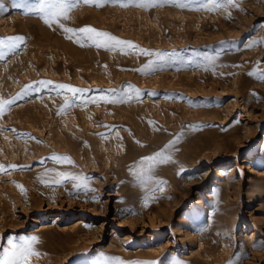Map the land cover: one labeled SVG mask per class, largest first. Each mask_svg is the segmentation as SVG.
Masks as SVG:
<instances>
[{"label": "rangeland", "instance_id": "obj_1", "mask_svg": "<svg viewBox=\"0 0 264 264\" xmlns=\"http://www.w3.org/2000/svg\"><path fill=\"white\" fill-rule=\"evenodd\" d=\"M14 2L0 252L36 237L30 264H264V0L81 2L51 26Z\"/></svg>", "mask_w": 264, "mask_h": 264}, {"label": "snow or ice", "instance_id": "obj_2", "mask_svg": "<svg viewBox=\"0 0 264 264\" xmlns=\"http://www.w3.org/2000/svg\"><path fill=\"white\" fill-rule=\"evenodd\" d=\"M83 2L84 4H97L99 5L98 0H15L13 3V7L15 8H23L24 11L27 12H34L38 14L46 24L51 26L53 23L60 24L62 20H67L69 18V13L76 8L79 3ZM226 5L231 6H238L235 3V0H225ZM142 7H147V4H141ZM184 6V5H181ZM216 7H223L225 5L217 4ZM209 10H213L209 8ZM66 32H71V29L65 28ZM80 33L84 34V38L91 40L97 47H110V46H118L122 43L115 37H112L108 33L100 32L96 29L91 27H86L79 30ZM72 38L71 36L69 37ZM77 42H80L77 40ZM9 47H17V40L10 39L8 42ZM131 47L132 45L129 44ZM147 54V53H146ZM260 79L264 80V73L260 75ZM64 88V85L60 86ZM68 91L75 94L78 92V89L75 88H68ZM14 101L12 100H0V113L3 112L5 107L12 104ZM115 102V101H110ZM163 157V159H161ZM58 159V158H57ZM149 161L154 164L156 162L163 163L166 162L168 157H164V154L157 153L156 156L148 158ZM71 163L70 159L68 161ZM15 168L16 166H11ZM0 170L4 169V166H0ZM150 170V169H149ZM62 178H67L64 174H60ZM60 181H57L59 183ZM38 238L31 237L28 239H21L18 242L12 239L8 240L9 247L2 252H0V264H30V259L33 256H38L39 253L35 251L33 245L38 243ZM150 264H156V262H150Z\"/></svg>", "mask_w": 264, "mask_h": 264}, {"label": "bare ground", "instance_id": "obj_3", "mask_svg": "<svg viewBox=\"0 0 264 264\" xmlns=\"http://www.w3.org/2000/svg\"><path fill=\"white\" fill-rule=\"evenodd\" d=\"M80 222H82V221H78V222H76V225L78 224V223H80ZM251 235H253L252 236V238L254 237V235H255V233L253 232V234H251ZM214 255V257H213V261H221L223 264H228V262H229V257H223V256H219V255H217V254H213ZM230 258H234V256L232 255Z\"/></svg>", "mask_w": 264, "mask_h": 264}]
</instances>
